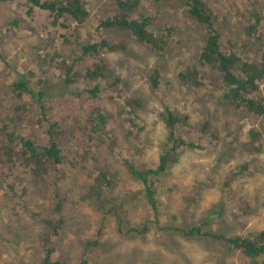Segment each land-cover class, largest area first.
Returning a JSON list of instances; mask_svg holds the SVG:
<instances>
[{"label":"rangeland","instance_id":"rangeland-1","mask_svg":"<svg viewBox=\"0 0 264 264\" xmlns=\"http://www.w3.org/2000/svg\"><path fill=\"white\" fill-rule=\"evenodd\" d=\"M177 1L179 0H165L159 12L156 0H141L140 13L156 16L151 13L159 12L155 22L161 29H166L172 41L180 37L179 53L176 50L171 53L167 50L165 53H158L153 47L123 32L126 35L123 40L126 49L118 47L117 44L115 50L118 52L112 54L111 50H106V56H102L112 64L124 61L120 67L105 66L108 64L102 62L107 72L113 70L114 75L120 78L117 85L103 90L108 94L112 92L119 95L115 101L103 98L96 101L79 97L77 91L71 87L73 85L60 90L54 85L57 79L50 81L48 77L47 83L36 84L31 81L35 84L33 90L42 91L41 102L44 111L38 115L36 114L40 110V101L33 102L28 93L18 98L16 93L10 90L8 85L11 78L15 77L14 70L24 72L30 67L37 69L42 64L50 63L47 51L51 52L56 47L58 51L70 55L76 45L72 43L62 46L60 41L51 39V30L44 27L42 32L38 28L39 23L51 17L48 11L35 9L33 15L27 17V23L22 21L11 26L9 18L15 11L9 2H0V119L4 120L9 115L8 118L17 124L16 128L24 138L31 135L43 137L46 127L52 123V134L64 149L63 162L55 165L48 161L52 166L45 160H37L36 165L30 166L31 172L37 178L24 172L27 168L24 167L27 161L25 157L24 161L19 160L18 166L11 170L14 175L24 174L26 182L17 183V191L23 198L17 202L16 207L9 198L15 200L12 192H9V197L0 193V212L7 213H0V264L17 262V259H23L25 264L41 263L45 250L42 239L46 223L42 219L36 221L30 216V212H42L44 217L64 218L63 228H60L63 234H55L52 238L57 242L50 253H54L51 257L54 261L62 254H66L70 260H73L74 256L77 259L79 256L87 257L89 264L91 261L96 264H246L249 260L239 249L227 247L223 241H205L197 235L192 238L184 236L195 226H199L201 232L222 229V232L226 231V235L238 234L254 226L264 229V119L239 110L241 108L234 109L235 104L232 101L224 105L218 102L221 89L211 80L213 73L210 68L200 66L197 58L203 45L205 29L198 22L195 23L187 7ZM204 1L212 13L218 14L214 23L218 33L233 37L238 42H245L244 26L250 16L246 19L244 17L248 10L255 9L264 17V8L259 4L264 0ZM105 2L106 0L86 1L89 16L81 28L82 34L86 33L95 39L106 35L119 37L121 31L118 29L106 33L101 28L93 27L96 26L95 20L106 13L105 6L103 7ZM253 4L257 6L251 8ZM21 27L24 29L19 30ZM7 28L18 32L7 33ZM94 30L99 31L101 35L94 34ZM115 40L118 42L120 39ZM22 47H25L26 51L24 54V50H21L23 55L19 54ZM238 50V54H241V49ZM59 56L53 60H60ZM250 56L251 60L259 61L261 55L252 51ZM64 60L70 63L69 58ZM187 63L197 64L199 67L202 73L200 86L180 83L176 77L179 68ZM153 68H157L167 81V86L163 85L160 92H154L148 81L147 75ZM216 75L218 76L217 73ZM88 82L86 81L85 86ZM92 82L95 84V81ZM260 89L264 92V79L260 81ZM259 94V90L253 91L248 97L258 98ZM120 96L140 97L143 102L141 107L135 109L138 125L142 127L127 136L124 127L131 126L125 119L126 113L120 114V109L128 108L124 106V99ZM13 102L20 103L15 109V114ZM164 106H168L176 114L187 115L185 124L180 123L178 132L174 131L173 136L180 140L196 142L198 148L183 144V147L170 150L171 142L167 143V130L160 118ZM105 107L111 110L114 117L113 120L107 118L105 126L116 134L120 148H123V153L130 160L135 158L133 144L143 147L141 152L144 160L149 161L166 152L174 158H169L165 173L158 176L160 183L154 192L157 201L154 211L157 212L156 215L145 199L140 200L135 196L136 186H140V183L129 179L126 166L116 158L115 149L110 151L107 140L101 144L98 152L106 155L112 168L110 175L106 176V180L100 178L103 173L102 164L89 171L90 173L87 172V169L95 167V136H104V139L106 136L103 129L94 131L88 127L84 131L78 130L82 121L79 116L86 117L90 113H102L104 116ZM21 112H24L28 119L21 120L16 116ZM206 120L209 121L208 132L201 130L202 122ZM11 125L0 126L5 131L6 128L12 127ZM251 129L257 133L254 142L256 147L249 135ZM3 140L0 134V144H3ZM39 141L42 143L43 139ZM227 141H231L233 151L229 152L228 159L224 161L220 156L224 153L223 145H227ZM72 155L74 159L80 160L73 161ZM122 156L123 154L120 158ZM133 162L135 164V161ZM119 163L123 166H119ZM241 163L247 164V168L237 173V165ZM116 178H128L129 183L127 186L125 183H119L118 186L109 188ZM97 191H101L100 195L105 200L113 201L115 197H121V200L115 201L122 203L123 212L119 213L127 218L120 229L115 220L117 216L98 213V209L101 212L105 210L97 204ZM62 193L66 196L63 200ZM40 195L43 196V203L47 207L45 211L34 207L40 205ZM135 197L136 202H133ZM123 207L128 211L124 212ZM212 210L218 214L211 213ZM223 210L235 212L231 215L234 219L226 218ZM69 212L77 213H72L71 218ZM235 221L237 224L231 226ZM77 223L81 227L80 230L74 226ZM144 223L148 226L145 231L148 235L141 236L143 233L138 234L137 230ZM158 223L161 224V230L157 228L160 226ZM98 227L102 228V232L96 235ZM130 227H133V230H129ZM229 228L230 231L227 232ZM87 237H99L100 245L92 246L83 253Z\"/></svg>","mask_w":264,"mask_h":264},{"label":"trees","instance_id":"trees-1","mask_svg":"<svg viewBox=\"0 0 264 264\" xmlns=\"http://www.w3.org/2000/svg\"><path fill=\"white\" fill-rule=\"evenodd\" d=\"M5 1L6 3L9 2L10 7L15 11V13L13 12V15L9 18V23H12L11 26L18 25L22 21L27 23V17L32 16L35 9H47L49 12H51V17L49 16L46 18L47 20L39 23L38 28H40L42 32L44 31V27H46L49 31L51 30L53 33V38L51 39L53 41H60L62 46L65 44L70 45L72 43L76 45L72 51L73 53L70 55H66L61 50L58 51L56 47H54L55 49H53L51 52L47 51L46 54L50 55V57H48L50 58V63L46 65L42 64L41 66H38L37 69L30 67L24 72H19L16 69L14 70L15 81L14 78H11L8 86L11 91L16 93L18 98H20L24 93H28L31 96L30 98L33 102H35V100L40 101V110L37 111L36 115L44 111V105L41 102L42 91L39 90L37 92L33 90L35 84L31 81H34L36 84H41L42 82L47 83L48 77H50V81L57 79V81H54V85H57L60 90H63L64 87L73 85L71 87L77 91L76 93L79 97L95 99L96 101H101L102 98L115 101L116 96L119 95H116L112 92H110L111 94H108L103 92V90L117 85L120 81V78L114 75L113 70H109L107 72L102 62L107 63L108 65L105 66L110 67L112 65L115 67H120L119 65L124 62L121 61V63H118L117 61L116 63L112 64L110 61H108L109 59L105 60L103 58L106 56V53L104 52L106 50H111L112 54L118 52L115 50L117 44L118 47L126 49V44L123 43L126 35L123 33V30L128 31L130 33L129 36H134V38H136L138 41L144 42L147 45L153 47L158 53H165L166 50L168 53H171L174 50L179 53L178 48L180 45V37H177L172 41L169 39L170 34L167 33L166 29H161L160 26L155 22V19H158L156 16L140 13L141 0H106L105 4H103V7L105 6L104 8L106 9V13L102 15L101 18L95 20V28H101L106 33H109L113 29H118L121 31V34L118 38L109 37L106 35L104 37H99L98 39H95L93 36L86 33H81L83 23H85L89 16V10L87 6H85L87 0ZM164 2L165 0H156L158 7L157 10L160 9V6H162ZM177 2L184 4L187 7L188 12L193 18L194 22L196 23L197 21L205 29L206 34H204L202 37L203 45L201 49H199L200 53L197 58L200 66L204 65L203 67H209L211 72L212 69L215 71L211 80H214L215 86L221 89L218 102L224 105L228 101H232L235 104L234 109L241 108V110H244L247 113L260 116L262 119H264V92L260 89V81L264 79V17L262 16L261 12L255 11V9L248 10L246 16L244 17V19H246L248 16H250L247 24L244 26L246 28V36L243 37L245 42H238L237 39H233L232 36V38H229L228 35L223 36L222 34L218 33L214 27L215 19L218 14H215L214 12L212 13L211 9L206 6V1L179 0ZM259 4L262 8H264V2ZM255 5L256 4H253L251 8L255 7ZM25 8L28 9V15L25 14ZM41 9H39V11ZM159 12L161 11L159 10ZM60 16H63L62 19ZM23 29L21 27L19 30ZM14 31L18 32L11 28H7V33ZM100 35L101 34L98 31L97 36ZM46 36H48V33H46ZM115 39L120 40L117 42ZM223 41H225V43ZM34 47H36V45H34ZM238 49H241V52H239L241 54H238ZM21 50H24V54L26 53L25 47H22L19 52V54L23 55ZM252 51L256 52L257 55H261L259 61L251 60L250 53ZM56 56L61 57V59L54 61ZM67 58H69L70 63H67L64 60ZM81 69H83V71H80ZM201 75L202 73L199 71L197 64L187 63L183 65L182 68H179L176 77L180 80V82L188 83L189 85L196 87L202 84L200 81ZM147 76L150 86L154 92H160V89L163 85L167 86L165 76L160 73L157 68L150 70ZM219 76L221 79L218 78ZM92 80L95 81V84H93ZM86 81L89 82L85 86ZM258 90L260 92L258 98L248 97L250 93ZM120 97L124 99L123 104L128 108L125 109L123 107L120 109V114H122V112L126 113L125 119L131 126L124 127L125 135L127 136L130 132L138 131L142 127V125H138L135 109L136 107H141L143 102L140 97ZM19 104L20 103L13 102L12 107L14 108V114L16 113L15 109L17 106H19ZM102 105L106 106L104 103H102ZM105 111L106 112L104 113V116L102 113H96L95 115L90 113L86 117L81 115L79 116V119H82V121L78 127V130L84 131L88 127L92 128L94 131L97 129H103L105 130L104 134L106 136V139H104V136H95V140L97 142L93 155V158H96L95 167L93 166L91 169H87V172L90 173L89 171H93L102 164L103 173L100 175V178L103 177L104 180H106V176L110 175L112 168L105 157L106 155L99 154L98 152L101 144L107 140L110 151L112 152L115 149L116 158L120 163L126 166L129 179L132 178L133 181L137 180L140 183V186L138 184L136 186L137 194L135 196H137L140 200L145 199L150 204L151 211L154 212L156 211L157 207L156 195H154V192L160 183L158 176L165 173L169 164V158L170 160H174V158L171 155L169 156V152H166L162 155H159L157 158L150 159L149 161L144 160L142 158L143 154L141 152L143 147L139 146L138 144H133L135 158L132 157L130 160V158L123 153V148H120V145L116 139V134L110 131L112 130L111 128H107L105 126L107 118H110L111 120L114 118L109 108L105 107ZM16 116L21 120H25L26 118L28 119L24 112H21ZM8 117L10 116L8 115ZM8 117H6L4 120L0 119V125L3 124V126H10L12 124V127L6 128L5 131H3L0 126V134L6 141L4 142L3 140V144H0V175L2 174V162H4V172L2 176H0V193L9 197V192H12V196L15 198V200L12 199V197L9 198L15 206L17 202H20L23 198V196L17 191V183L19 181L26 182V177L24 174L14 175L13 172H11L12 169L18 166V155L21 153L27 160L25 161L24 165V167L27 168L24 172L33 178H37L35 177V174L31 172L32 169L30 166L36 165L37 160L40 162L43 160L46 162L50 161L55 165L57 163H61L64 161L62 159V152L64 149L60 144L57 143L55 136L52 134L51 129L54 124L51 123L46 127V133L43 137H34L31 135L24 138L23 136H20L18 129L16 128L17 124ZM160 118L167 130V143L171 142V151H173L174 148L178 149L179 147H183V144L198 148L199 145L196 142L191 140H180L173 136L174 131L178 132L179 124H185L187 115L176 114L170 110L168 106H164V110L160 112ZM208 124V120L202 122L201 130L208 132ZM256 134L257 133L253 129L249 131V135L251 136L253 144L256 139ZM40 139H43L42 143H39ZM254 146L256 147L255 144ZM223 147L224 153L220 156V158L226 161L229 157V152L233 151L231 141H227V145H223ZM121 154H123V156L120 158ZM74 155H72L73 161L80 160L78 158L74 159ZM90 156L92 157L91 154ZM133 161H135V164ZM50 162L48 163L52 165ZM119 166L123 165L120 164ZM246 168L247 164L245 163L237 165V173L243 172ZM120 171L121 168L119 167V172ZM37 174L40 175V173ZM127 179L128 178L122 180V178H116V180H113L112 185L108 187L114 188L118 186L119 183H125L127 186L129 183ZM102 186L106 187L107 185ZM97 192L99 194L97 204L100 205L103 210H105L104 212H101V210L98 209V213L101 215L117 216V219L115 220H117V224L120 229L122 223L125 221V218H127L122 213H119L123 212L121 207L122 203H117L115 201L116 199L121 200V197H115L113 201L110 199L105 200V198L100 195L101 191ZM40 196V205H33L39 211H45L47 207L43 203V196ZM32 197L33 199H37L34 198V196ZM65 198L66 196L62 193V200ZM133 202H136V197L135 199L133 198ZM7 205L9 206L8 203ZM21 207L22 206H19V208ZM123 208L124 212L128 211L125 207ZM0 213L5 215L7 214L4 212ZM12 213L16 214L17 212ZM41 213L42 212H30V216L36 219V221H41L39 219H42L46 223L45 235L42 239L43 244L45 245V250L43 252L42 261L40 264H89L90 260L87 257L82 256H79L78 259L76 256H74V259L70 260L66 254H62L55 261L51 259L54 253H50L53 252L52 249L54 244L57 243L56 240H52V238L55 234H63V231H61L60 228L63 226L62 221L64 218H60L59 216L44 217ZM72 213L76 215L77 212H69L71 218H73ZM154 213L155 215L157 214V212ZM211 213L218 214V212L213 210ZM234 214L235 212H228L227 218H233L231 215ZM173 215L175 217V214ZM236 224L237 222L235 221L231 226H235ZM74 226L78 230L81 229L78 223L74 224ZM147 227L148 226L146 223L142 224L140 229L137 230L138 234L145 232ZM190 229L191 231L188 234H184L186 238H192L193 236L197 235L205 241H209L210 239L223 241L227 247L239 249L245 256H247L249 260L246 262V264H264L263 228L254 226L252 227L251 231L244 230V232L234 235H226V231L222 232V229H219L218 231L205 232H201L199 226H195ZM129 230H133V227H130ZM100 231L102 232V228L98 227L96 235L101 234ZM228 231H230V228L227 230V232ZM99 245V237H87L84 241L83 253L88 251L90 247H96ZM6 247L8 246L6 245ZM13 248L14 247H12V249ZM20 252L23 253L22 250ZM9 264L25 263L23 259L20 261L17 259V262H12ZM91 264L96 263L91 261Z\"/></svg>","mask_w":264,"mask_h":264},{"label":"clouds","instance_id":"clouds-1","mask_svg":"<svg viewBox=\"0 0 264 264\" xmlns=\"http://www.w3.org/2000/svg\"><path fill=\"white\" fill-rule=\"evenodd\" d=\"M5 0H0V2H4ZM85 6H87V3H85ZM88 8V7H87ZM39 9H41V8H39ZM42 10H46V11H48L47 9H41L40 11H42ZM27 11H28V9L27 8H25V14L26 15H28L29 13H27ZM48 13L50 14L51 12H49L48 11ZM155 13H158V14H155ZM155 13H151V14H153V15H156V16H159V12H155ZM62 17L63 16H60V18L62 19ZM197 22V21H196ZM83 25H84V23H83ZM93 27H95V26H93ZM203 27V26H202ZM204 28V27H203ZM125 33H127L128 35L130 34L128 31H126V30H123ZM98 33V31L97 30H94V34H97ZM42 36H43V34H42ZM214 70L212 69V73H213V75H214ZM219 79H221L220 78V76L218 77ZM179 82H180V80H179ZM181 83V82H180ZM180 115V114H179ZM18 158H19V160H22V161H24V156L20 153L19 155H18ZM242 164V163H241ZM0 173H1V171H0ZM228 181V180H227ZM228 184H229V182H228ZM222 209L224 208V207H222V206H220ZM225 209V208H224ZM229 210H230V208H228ZM222 212H225V217L227 218V215H228V211L227 210H223ZM190 213V212H189ZM158 224H160V223H158ZM159 230H161V224H160V226L159 227H157ZM145 235H148V232H143V234H141V236H145Z\"/></svg>","mask_w":264,"mask_h":264},{"label":"bare ground","instance_id":"bare-ground-1","mask_svg":"<svg viewBox=\"0 0 264 264\" xmlns=\"http://www.w3.org/2000/svg\"><path fill=\"white\" fill-rule=\"evenodd\" d=\"M132 37H134V36H132ZM105 53H106V51H104ZM241 110V109H240ZM244 111V110H243ZM252 229V228H251ZM251 229L250 228H248V230L247 231H251Z\"/></svg>","mask_w":264,"mask_h":264},{"label":"water","instance_id":"water-1","mask_svg":"<svg viewBox=\"0 0 264 264\" xmlns=\"http://www.w3.org/2000/svg\"><path fill=\"white\" fill-rule=\"evenodd\" d=\"M223 202V201H222Z\"/></svg>","mask_w":264,"mask_h":264}]
</instances>
